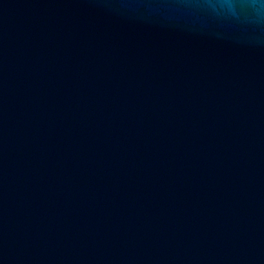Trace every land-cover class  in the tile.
Segmentation results:
<instances>
[{
	"label": "water",
	"instance_id": "1",
	"mask_svg": "<svg viewBox=\"0 0 264 264\" xmlns=\"http://www.w3.org/2000/svg\"><path fill=\"white\" fill-rule=\"evenodd\" d=\"M0 264H264V17L0 0Z\"/></svg>",
	"mask_w": 264,
	"mask_h": 264
},
{
	"label": "clouds",
	"instance_id": "2",
	"mask_svg": "<svg viewBox=\"0 0 264 264\" xmlns=\"http://www.w3.org/2000/svg\"><path fill=\"white\" fill-rule=\"evenodd\" d=\"M224 10L235 13L238 5L253 9L258 16L264 17V0H214Z\"/></svg>",
	"mask_w": 264,
	"mask_h": 264
}]
</instances>
